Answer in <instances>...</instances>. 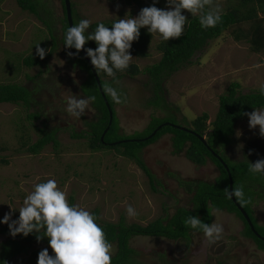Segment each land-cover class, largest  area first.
I'll list each match as a JSON object with an SVG mask.
<instances>
[{"label":"rangeland","instance_id":"374dc122","mask_svg":"<svg viewBox=\"0 0 264 264\" xmlns=\"http://www.w3.org/2000/svg\"><path fill=\"white\" fill-rule=\"evenodd\" d=\"M33 1L43 21L24 11L17 0H0V25L3 27L0 31L5 28L10 36L5 43L0 41V45L5 47L0 48V69L5 72L4 76L0 71V76H3L1 82L37 89L34 103L28 107L21 103L0 104V218L10 211L8 204L14 208L21 207L23 199L34 185L48 179L56 180L58 187L67 193L70 204L90 212L97 208L98 218L113 223L124 217L128 223L135 221L146 225L156 218H168L181 206H191L194 182H214L219 168L209 158L204 164L196 165L188 161L183 152L174 154L172 134L160 136L140 152L142 160L153 174L152 179L134 160L118 156L115 150L97 151L95 154L85 143L87 137L76 139L71 136L73 131H88L87 123L96 121L99 113L92 105L90 111L86 110L87 114L79 119L66 111V96H85L81 84L87 73L74 65L76 56L68 55L69 51L76 50L67 49L62 42L66 32L65 22L62 21V0ZM70 1L74 6L75 24L81 19H89L92 23L114 22L135 17L139 12L137 5L127 4L124 0ZM233 1L213 0L212 7L218 6L223 11ZM159 4V8L168 7L167 0H160ZM186 13L187 10H183V14ZM260 15L263 16L262 13ZM161 39L159 33H153L147 56H133L131 63L143 69L157 62L161 54L156 44ZM37 43L47 53L41 64L33 67L23 65L24 57L36 53ZM93 47H96L95 43ZM147 81V74L140 72L134 76L124 74L113 83L112 87L123 96V102L115 105L120 134L143 131L153 116L163 117L169 113L178 122L191 125L193 119L207 114V124H211L218 111L219 97L226 92L231 82H238L242 92L255 91L264 86V52H253L247 40L234 39L231 28L209 40L192 57L191 63L165 81L167 107L163 105L155 108L147 104L151 96ZM30 113H39L40 116L29 120L27 117ZM248 121L249 118L238 121L235 141L224 150V155L232 162L246 159L255 163L264 158V151L247 148L249 140L259 138L261 141L259 126L250 129ZM39 128L45 132L56 129L55 137L59 145L55 147L50 142L40 153L32 154L27 147L42 135ZM97 158L98 171H94L92 163H98ZM245 184L251 185L249 182ZM262 194L260 197L254 196L251 206L260 225H264V190ZM129 205L137 215H128ZM18 216L19 211L16 210L12 219ZM226 217L229 220L231 218L229 231L235 235L222 233L219 241L195 243L194 248H199L201 255L189 249L191 240L200 238L195 233H191L190 241L141 236L132 238L130 244L139 253V264H264V251H256L252 241L241 240L240 219L225 215L222 219H216L215 223L222 224L225 230L229 224V220L225 221ZM5 226L7 224L0 223V228ZM6 239L0 233V250ZM225 240H229L228 245L217 247L216 244ZM208 244L210 247L206 253ZM46 247L50 255L53 254L49 244L31 243L26 252L12 256L9 264H37L39 251Z\"/></svg>","mask_w":264,"mask_h":264},{"label":"trees","instance_id":"16d2710c","mask_svg":"<svg viewBox=\"0 0 264 264\" xmlns=\"http://www.w3.org/2000/svg\"><path fill=\"white\" fill-rule=\"evenodd\" d=\"M124 1L127 4L133 3L137 5L139 11L143 7L153 4V0ZM17 2L24 11L34 14L43 21L38 11V6L33 0H17ZM62 3L64 11L62 21L63 23L65 22V31H67L69 25L66 18L64 0H62ZM156 6H160L159 2ZM71 8L73 17L74 6L72 3ZM212 9L214 8L210 5L206 7L205 11ZM185 15L188 16V21L185 25L184 34L180 38H170L169 41L161 39L156 44V49L161 54L160 59L151 65L145 66L143 69H140L135 63H130L128 69L123 72H117L115 77H109L101 71L97 73L100 79L99 85L82 51L73 59L74 65H77L87 73L86 79L81 84V90L85 96L95 97V101L91 105L99 113L96 121L87 123L88 131H73L71 134L73 138L87 137L85 143L91 151H95V154H97V151L115 150L119 154L118 156H124L125 159H132L137 162L148 177L152 179L153 174L142 160L140 152L146 145L156 141L160 136L170 133L172 134L171 145L174 154L183 152L187 159L198 165L205 163L207 158H210L218 165L221 173L215 184H203L199 187L200 189L196 191V195L193 198L195 202L193 209L178 208L170 217L166 219L156 218L146 225H141L135 221L128 223L124 217H121L116 223L102 220L98 218L99 210L97 208L93 209L91 213L95 215L96 222L104 229L106 239L112 245V264H139L137 260L139 253L130 244L131 239L135 237L167 238L174 241L181 238L190 241L191 233H203V231L192 229L186 224V220L192 215H197L203 223L210 224L213 207L234 208L237 214L243 218L240 210L231 203V199L226 194L229 190V177L225 167L231 174L233 189L242 188L245 193V201L247 202L235 197L236 201L248 214L254 230L264 236V225L256 223L251 215L253 214L251 205L255 200L254 196L260 197L263 195L264 174L251 173L249 171L252 163L250 160L243 159L238 162H232L224 155L225 148L235 141L234 135L238 121L248 119L245 113L251 112L255 108H264V96L260 95L258 90L242 92L238 82H231L226 92L220 95L216 117L209 125L207 124V114H202L200 117L193 119L191 125L188 122L186 124L178 122L174 115L169 113L163 117L153 116L143 131L132 134H120L119 132L120 124L115 111L116 103L107 94L106 88L113 86L115 80L124 76V74L130 76L137 75L140 72L147 74V84L151 91L147 104L155 108H161L163 105L167 107L164 97L165 81L180 68L191 63L192 57L202 50L209 40L219 37L224 31L232 28L234 39L247 40L253 52H264V0H235L229 3L221 11V21L215 27H201L199 13L193 16L187 12ZM100 22L111 27L112 22L110 21H98L91 24L89 31H93ZM73 24H75L74 20ZM140 33L139 39L133 42L130 49L132 56L136 58L147 56V49L152 39V34L147 31L146 27L141 28ZM94 43V41H89L85 47L95 48L93 47ZM41 62L42 59L36 53L23 59V65L27 67L38 66ZM103 78L109 79L105 80ZM36 92V88L29 89L21 84L0 82V104L21 103L28 107L34 103ZM28 115L27 118L29 120L38 119L40 116L39 113H30ZM38 130L42 135L37 141L27 147L30 153H40L50 142L55 147L59 145L55 137L56 129H51L47 132L43 128ZM263 138L261 137V141L259 138L257 140H249L247 148L251 151L256 149L263 152ZM97 159L98 163L91 162L94 166V171H98L99 158ZM2 162L5 163L6 160H2ZM245 182L247 184L249 182L251 185H246ZM201 188L208 190L204 191ZM212 192L214 196H211V199L207 198ZM207 200H210L209 204L211 205L207 203ZM244 224L247 234L252 235L258 242L259 247H263L264 241L260 240L257 233H253L245 221ZM0 233L7 237L6 241L1 244L0 264H9L12 256L26 252L31 243L44 242L48 244L47 237L37 241L35 234H29L27 237L17 234L13 237L10 235L8 225L0 228Z\"/></svg>","mask_w":264,"mask_h":264},{"label":"clouds","instance_id":"9594fccd","mask_svg":"<svg viewBox=\"0 0 264 264\" xmlns=\"http://www.w3.org/2000/svg\"><path fill=\"white\" fill-rule=\"evenodd\" d=\"M153 0L151 6L143 7L138 15L128 19H119L111 23V27L103 22L97 24L93 31H89L92 21L81 19L78 23L67 28L64 34V46L74 48L75 52H68L69 56H77L83 50L90 58L97 73L104 72L109 77H115L117 72L129 68L132 61L130 49L134 41L140 37L141 28L146 27L151 34L159 33L162 40L180 38L185 31L188 16L183 14L187 10L191 15L200 14L201 27H215L221 21V10L217 6L205 11L212 5L213 0H167V8H159ZM89 41H94L95 48L85 47ZM36 55L43 59L46 49L39 43L35 44ZM259 65H257L258 67ZM264 96V86L259 89ZM107 94L114 103L123 102L122 93L115 87L108 86ZM95 101L94 96H66V111L76 118L86 115L90 105ZM249 118V128L259 126V134L264 137V108H255L245 113ZM249 171L254 174H264V158L250 164ZM227 196H233L245 201L242 188L227 191ZM8 204V203H7ZM0 223L7 224L10 235L15 237L22 234L27 237L35 234L37 241L48 238V244L53 251L43 248L38 253L37 264H112V245L106 239L104 229L96 222V217L89 210L70 204L67 193L62 191L54 179L36 183L33 190L23 199L19 208L11 204ZM18 210L19 216L12 219ZM129 216L137 215L135 209L129 205ZM192 229H200L208 243L219 239L224 231L220 223H203L199 216L192 215L186 220Z\"/></svg>","mask_w":264,"mask_h":264},{"label":"flooded vegetation","instance_id":"af4514ba","mask_svg":"<svg viewBox=\"0 0 264 264\" xmlns=\"http://www.w3.org/2000/svg\"><path fill=\"white\" fill-rule=\"evenodd\" d=\"M208 159V158H207ZM210 159V158H209ZM188 161H190L189 159H187ZM211 160V159H210ZM212 161V160H211ZM191 162V161H190ZM213 162V161H212ZM192 164H194L193 162H191ZM204 164V163H203ZM217 167H218V165L216 164V163H214ZM196 165H198V164H196ZM202 165V164H201ZM225 167V166H224ZM219 168V167H218ZM225 169H226V167H225ZM226 171H227V169H226ZM227 173H228V171H227ZM220 169H219V174H218V176L215 178V180H214V182H209V181H205V180H198V181H196V182H194L195 183V186H194V191H193V195H192V197H191V201H192V205L191 206H181V207H179V208H185V209H193V207H194V204H195V202L193 201V198L195 197V195H196V191L198 190V189H200L199 187L201 186V185H203V184H208V185H213V184H215L216 183V179L220 176ZM148 176V175H147ZM150 179V178H149ZM152 190L153 189H155V188H151ZM202 189H204V191L205 190H208V189H205V188H201V190ZM229 191V190H228ZM148 193H150V191L148 192ZM226 193V192H225ZM207 194V193H206ZM214 193L212 192V194L211 195H209V197H207V198H209V199H211V196L213 197L214 195H213ZM207 203L209 204L210 203V200H207ZM231 203H233L234 205H235V207L236 208H238L239 210H240V213L242 214V216H243V218L241 217V216H239L238 214H237V212H236V210L233 208V207H231V208H233V209H230V208H227V207H220V208H217V207H213V209H212V212H211V214H212V218H211V222L210 223H215L216 221V219H222L223 217H225V215H232L233 217H236V219H240L241 221H242V226H241V228L240 229H242V236H243V238L241 239V240H245V239H247V240H249V241H252V242H254V244L256 245V251H261V252H263L264 251V246L263 247H259L258 246V242L252 237V235H250V234H247V232H246V228H245V224H244V221L246 222V224L250 227V229L253 231V233H257L255 230H254V228H253V226H252V223H251V220H250V218H249V216H248V214L244 211V213L241 211V209H243L239 204H238V202L236 201V198H235V196L233 197V198H231ZM254 203V202H253ZM252 203V204H253ZM209 205H211V204H209ZM252 206V205H251ZM178 209V208H177ZM176 209V210H177ZM252 209V208H251ZM176 212V211H175ZM174 212V213H175ZM173 213V214H174ZM218 213V216H215V214H217ZM252 213H253V210H252ZM172 215V214H171ZM170 215V216H171ZM253 217H254V219H255V221H256V223H257V219H256V217L254 216V213L253 214H251ZM169 216V217H170ZM231 217V216H230ZM232 218V217H231ZM231 218H230V220H231ZM226 220H229L227 217H226V219H225V221ZM230 220H229V224H228V226H227V228L223 231V233L224 234H227V235H235V234H232V233H230ZM240 231V230H239ZM195 234H196V237H197V235L200 237V238H196L195 240H191V242H190V247H189V249L191 248L192 249V251H193V253L194 252H200V250H199V248H194L195 246V243H197V242H201V241H203V242H205V239H204V233H198V232H195ZM258 234V233H257ZM258 236H259V238H260V240H262V241H264V236H262V235H260V234H258ZM192 238V237H191ZM167 239V238H166ZM167 240H169L170 241V239H167ZM218 240V239H217ZM174 241V240H173ZM219 241V240H218ZM228 241L229 240H225V241H220L218 244H216L217 245V247H219V248H221V245H228ZM210 247V244H208L206 247H205V249H206V251H205V249H204V251L207 253V251H208V248ZM216 247V248H217ZM200 255H201V252L199 253ZM214 255H217L216 253L214 254ZM214 259V257H212V259L211 260H213ZM210 260V261H211Z\"/></svg>","mask_w":264,"mask_h":264},{"label":"water","instance_id":"95a60500","mask_svg":"<svg viewBox=\"0 0 264 264\" xmlns=\"http://www.w3.org/2000/svg\"><path fill=\"white\" fill-rule=\"evenodd\" d=\"M64 4H65V11H66L67 22H68V25L71 26V25H73V17H72L71 1H70V0H64ZM81 51H82V53L84 54L86 60L88 61L89 65H90V67H91V70H92V72H93V74H94V76H95V78H96L98 84L100 85V83H99V81H100L99 76H98V74H97V72H96L94 66L91 64V62H90V58L87 57V56L85 55V52H84L83 50H81ZM102 94H103V93H102ZM104 100H105V98H104ZM105 102H106V100H105ZM106 104H107V103H106ZM110 116H111V111H110ZM226 169H227V168H226ZM227 171H228V177H229V190H233V181H232V177H231V174H230V172H229L228 169H227ZM233 197H234V196H233ZM233 197H232V198H233ZM241 211L244 213V210H243V209H241Z\"/></svg>","mask_w":264,"mask_h":264},{"label":"crops","instance_id":"0c3cea01","mask_svg":"<svg viewBox=\"0 0 264 264\" xmlns=\"http://www.w3.org/2000/svg\"><path fill=\"white\" fill-rule=\"evenodd\" d=\"M0 28L2 29L3 27L0 25ZM6 37H8V38H6ZM10 38V36L8 35V33H7V31L5 30V28H4V30L2 31H0V41H2V43H5V41L6 40H8ZM1 47H3L2 45H0V48ZM3 48H5V47H3ZM1 53H2V51L0 52V55H1ZM1 59L2 58H0V61H1ZM0 71L3 73V75L5 76V72H3L1 69H0ZM4 71H5V69H4ZM2 78H3V76L1 75L0 76V82L2 81ZM4 79H5V77H4Z\"/></svg>","mask_w":264,"mask_h":264}]
</instances>
